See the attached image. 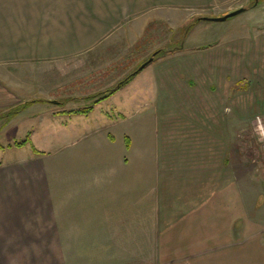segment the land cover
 <instances>
[{
    "label": "crops",
    "instance_id": "1",
    "mask_svg": "<svg viewBox=\"0 0 264 264\" xmlns=\"http://www.w3.org/2000/svg\"><path fill=\"white\" fill-rule=\"evenodd\" d=\"M96 22L85 18L82 33ZM95 49L64 46L42 54L64 61ZM199 52L205 55L193 64L154 68L152 92H164L162 98L174 87H202L171 97L186 110L95 112L102 102L87 116L46 115L35 113L33 103L14 117L20 128L29 122V144L3 146L0 157L28 145L31 151L0 158V264H264V180L234 154L240 127L235 130L233 118L249 119L254 104L239 98L244 111L222 116L213 77L220 66L226 71L219 80L227 82L237 66L226 51L213 64V45ZM26 56L17 51L0 64V113L37 100L18 97Z\"/></svg>",
    "mask_w": 264,
    "mask_h": 264
},
{
    "label": "rangeland",
    "instance_id": "2",
    "mask_svg": "<svg viewBox=\"0 0 264 264\" xmlns=\"http://www.w3.org/2000/svg\"><path fill=\"white\" fill-rule=\"evenodd\" d=\"M50 9H58L62 15L54 17ZM239 9L245 11L223 22L201 20L203 17L220 18ZM105 15H112L110 21L104 20ZM87 17L100 23L90 24V29L82 33ZM119 19L121 22L117 24ZM111 27L112 32H109ZM210 45H213V64L223 57L219 52L226 51L231 53L230 66H237L228 70L233 75L227 82L219 80L226 69L216 68L217 77H213L216 110L229 119L231 112L244 111L237 104L239 98H247V102H252L249 105L254 104L246 114L249 119H242L241 115L233 118L235 130L240 127L234 135L237 147L234 154L249 165L254 176L264 180V0H0V52L8 51V54L0 53V64L11 59L17 51L27 54V61L22 62L24 71L20 69L18 74L23 84L18 97L63 103L60 106L38 103L34 110L37 114L50 115L88 107L93 102L91 98L113 89L159 50L171 52L162 57L161 60L166 58L165 63L157 67V60L146 68L137 79L138 83L127 86L128 83L93 109L127 116L136 112L144 116L152 111L177 113L186 110L187 104L182 105L179 98L171 97L192 96L202 87H174L168 92V98H162L164 92L157 95L152 92L158 78L154 68L162 65L169 68V64L178 68L198 62V58L205 55L200 49ZM64 46L97 49L88 56H67L71 58L64 61L50 60L42 54L50 48ZM180 47L182 54L170 57ZM34 52L39 54L33 55ZM138 88V94L134 95ZM219 98L229 99L217 103ZM233 98L237 102H233ZM31 105L23 103L0 113L1 146L7 148L13 145L10 143L14 139H25L29 122L20 128L17 123L20 119L14 118L16 116L10 119L8 112L24 111ZM10 122H14L15 128L3 132ZM29 151L31 145L0 158L6 160L14 155L29 154Z\"/></svg>",
    "mask_w": 264,
    "mask_h": 264
},
{
    "label": "trees",
    "instance_id": "3",
    "mask_svg": "<svg viewBox=\"0 0 264 264\" xmlns=\"http://www.w3.org/2000/svg\"><path fill=\"white\" fill-rule=\"evenodd\" d=\"M243 11H245V10L243 9ZM205 18H208V17H203V18H201V20H203ZM198 19L200 20V18H198ZM198 19H197V21H198ZM176 50L177 51H181V47L180 48H177ZM170 53H166L165 51H160L159 50V51L155 52L146 62L150 61L149 62V65H150V64L154 63L155 61H157L158 59H160V58H162V57H164V56H166L167 54H170ZM146 62H144V63H146ZM144 63H142L134 72H132L127 77H125L123 80H121L113 89H111L109 91H106L105 93H101V94H99V95L94 96L93 98H91L93 100V102L88 107H85V108H82V109H78L76 111H63V112H60V113L62 115L64 114V115H68V116H87L93 110V107L95 105H98V104L106 101L107 99H109L110 96L114 95L117 91H119L120 89H122L123 87H125L128 83H130V81L141 72L139 70V68ZM33 103H36V104H38V103L52 104V105H56V106H60V105L63 104V103L58 102V101H51L50 102V101L43 100V99H37L35 101L28 102V104H33ZM21 111H23V110L22 109H19V110L13 111V112L12 111L11 112L9 111L8 112L9 113L8 116L11 119L12 117H14L17 114H19ZM29 141L30 140H29V134H28L25 137L24 140L14 142L12 146L17 147V148H21V147H24L27 144H29ZM12 146L9 145L8 148H11ZM2 149H3V146L0 145V150H2ZM32 150H33V153L35 155H40L41 154V153L37 152L34 148H32Z\"/></svg>",
    "mask_w": 264,
    "mask_h": 264
},
{
    "label": "water",
    "instance_id": "4",
    "mask_svg": "<svg viewBox=\"0 0 264 264\" xmlns=\"http://www.w3.org/2000/svg\"><path fill=\"white\" fill-rule=\"evenodd\" d=\"M241 12H243V9H239L237 11L231 12V13H229L223 17H220V18H205V19H203V21H206V22H223V21H226L227 19H230V18H233V17L239 15ZM149 62L150 61L144 63L139 68V70L142 71L144 68H146L149 65Z\"/></svg>",
    "mask_w": 264,
    "mask_h": 264
}]
</instances>
